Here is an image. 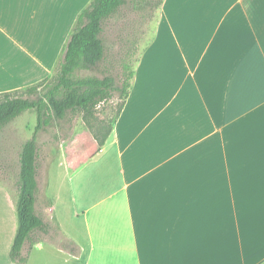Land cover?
<instances>
[{"label":"crops","instance_id":"crops-1","mask_svg":"<svg viewBox=\"0 0 264 264\" xmlns=\"http://www.w3.org/2000/svg\"><path fill=\"white\" fill-rule=\"evenodd\" d=\"M91 1L0 0V95L50 79ZM142 47L104 146L38 186L25 264H264V0H161ZM16 228L1 208L0 264Z\"/></svg>","mask_w":264,"mask_h":264},{"label":"trees","instance_id":"trees-1","mask_svg":"<svg viewBox=\"0 0 264 264\" xmlns=\"http://www.w3.org/2000/svg\"><path fill=\"white\" fill-rule=\"evenodd\" d=\"M126 5L127 0H92L78 15L52 77L26 89L0 95V132L26 111H34L36 115L33 136L23 144L19 155L18 196L15 205L17 228L9 250V259L13 264H25L27 255L22 253L23 245L28 243L30 250L35 241L33 237L38 233L48 234L50 230V225L35 210L38 193L36 135L54 121L64 120L69 113H81L95 142L102 147L123 108L129 94L132 72L127 82L123 80L119 84L111 75L77 78L76 73L81 70H97L106 59V47L102 39L104 25ZM115 91L122 96V103L114 121L94 125L92 121L96 107ZM61 247L72 254L77 252L71 243H62Z\"/></svg>","mask_w":264,"mask_h":264},{"label":"rangeland","instance_id":"rangeland-1","mask_svg":"<svg viewBox=\"0 0 264 264\" xmlns=\"http://www.w3.org/2000/svg\"><path fill=\"white\" fill-rule=\"evenodd\" d=\"M160 2L127 0V5L120 8L104 25L102 39L106 47V59L97 70L77 71L76 77L101 78L111 75L117 84L123 80L127 82L128 75L136 68V58L143 52L141 45L152 33ZM121 103L120 93L112 92L108 99L96 107L92 123H112ZM35 126L34 111H26L0 132V192L4 195L3 199L0 197V209L4 210V215L12 224H17L13 203L18 195L19 155L23 144L32 138ZM36 140V178L40 189L47 185L55 189L61 182L60 178H67V167L81 164L97 145L81 113H69L64 120L54 121L36 135Z\"/></svg>","mask_w":264,"mask_h":264}]
</instances>
